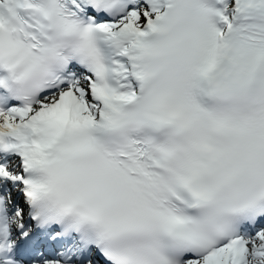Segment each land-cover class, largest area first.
I'll use <instances>...</instances> for the list:
<instances>
[{"label":"snow or ice","instance_id":"obj_1","mask_svg":"<svg viewBox=\"0 0 264 264\" xmlns=\"http://www.w3.org/2000/svg\"><path fill=\"white\" fill-rule=\"evenodd\" d=\"M0 264H264V0H0Z\"/></svg>","mask_w":264,"mask_h":264}]
</instances>
